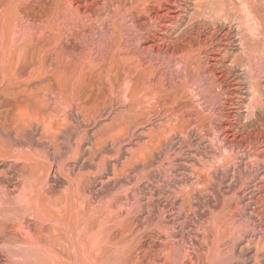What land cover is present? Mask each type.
Masks as SVG:
<instances>
[{"label": "rangeland", "instance_id": "1", "mask_svg": "<svg viewBox=\"0 0 264 264\" xmlns=\"http://www.w3.org/2000/svg\"><path fill=\"white\" fill-rule=\"evenodd\" d=\"M0 264H264V0H0Z\"/></svg>", "mask_w": 264, "mask_h": 264}, {"label": "bare ground", "instance_id": "2", "mask_svg": "<svg viewBox=\"0 0 264 264\" xmlns=\"http://www.w3.org/2000/svg\"><path fill=\"white\" fill-rule=\"evenodd\" d=\"M164 1V0H163ZM146 2V1H145ZM137 3V2H136ZM139 3V2H138ZM149 3V2H148ZM157 4V3H156ZM143 5V4H142ZM158 5V4H157ZM139 6V5H138ZM163 6V5H162ZM178 7V6H177ZM148 8V7H147ZM161 7H159V9H160ZM146 9V8H145ZM158 9V10H159ZM148 10H149V8H148ZM173 11V10H172ZM183 11V10H182ZM149 12V11H148ZM169 12V11H168ZM158 14V13H157ZM164 14V13H163ZM150 15V14H149ZM167 15V14H166ZM165 15V16H166ZM161 16H163L162 14H161ZM177 16V15H176ZM151 17V16H150ZM134 18H132V20H133ZM186 31H187V29H186ZM183 32V31H182ZM188 32V31H187ZM192 32H194V31H191V33ZM199 33V32H198ZM187 34H189V33H187ZM197 34V33H196ZM182 36V35H181ZM192 37V36H191ZM212 37V36H211ZM185 39V38H184ZM215 39V38H214ZM200 40V39H199ZM214 42V41H213ZM168 43V42H167ZM170 43V42H169ZM184 43V42H183ZM174 44V43H173ZM186 44V43H185ZM191 44V43H190ZM207 45V44H206ZM192 46V45H191ZM201 46V45H200ZM203 46V45H202ZM171 48V47H170ZM193 49V48H192ZM204 49V48H203ZM160 50V49H159ZM218 51V50H217ZM202 51H200V53H201ZM190 53V52H189ZM211 54V53H210ZM188 60V59H187ZM190 60V59H189ZM201 60V59H200ZM205 60V59H204ZM202 61V60H201ZM198 62V61H197ZM217 64V63H216ZM214 65V64H213ZM134 90V89H133ZM134 94V93H133ZM134 96V95H133ZM177 127V126H176ZM181 128V127H180ZM30 179V178H29ZM30 182V181H29ZM27 186V185H26ZM30 191V190H29ZM31 193V192H30ZM27 194V193H26ZM23 196V195H22ZM23 199V198H22ZM60 211V210H59ZM56 212H58V211H56ZM56 215V214H55ZM5 227V226H4ZM20 228V227H19ZM19 228H17V230L19 229ZM14 230H16V229H14ZM17 230H16V232H17ZM21 230V229H20ZM19 230V231H20ZM18 231V232H19ZM22 231V230H21ZM25 232V231H24ZM28 232V231H27ZM38 232H39V230H38ZM38 232H36V233H38ZM56 232V231H55ZM7 233V232H6ZM11 233V232H10ZM26 233V232H25ZM35 232H33V234H34ZM8 234V233H7ZM39 234V233H38ZM55 234V233H54ZM12 235V234H11ZM18 235H20V234H18ZM35 235V234H34ZM26 236V235H25ZM5 237V236H4ZM29 237H31V236H29ZM33 237V236H32ZM27 238V237H26ZM36 238V237H35ZM39 238V237H38ZM45 238V237H44ZM95 238H97V237H95ZM41 239V238H40ZM22 240V239H21ZM25 240V239H24ZM30 240V239H29ZM41 241V240H40ZM49 241V240H48ZM30 242V241H29ZM31 242H33L32 240H31ZM34 242H37V239H36V241H34ZM45 242V241H44ZM15 243V242H14ZM25 243V242H24ZM34 244V243H33ZM49 245V244H48ZM53 245V244H52ZM17 246V245H16ZM27 246V245H26ZM31 246V245H30ZM54 246V245H53ZM33 247H35V246H33ZM41 249V248H40ZM42 251H44V249L42 250ZM28 254H30V253H28ZM26 255V254H25ZM28 258V257H27ZM59 258V257H58ZM46 260V259H45ZM48 260V259H47ZM46 260V261H47ZM33 261V260H32ZM48 263V262H47Z\"/></svg>", "mask_w": 264, "mask_h": 264}]
</instances>
